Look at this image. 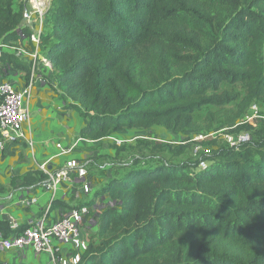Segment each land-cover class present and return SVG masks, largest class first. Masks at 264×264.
Here are the masks:
<instances>
[{
    "label": "trees",
    "instance_id": "1",
    "mask_svg": "<svg viewBox=\"0 0 264 264\" xmlns=\"http://www.w3.org/2000/svg\"><path fill=\"white\" fill-rule=\"evenodd\" d=\"M20 21L13 0H0V43L17 39ZM45 26L40 47L85 120L82 139L154 126L197 132L195 111L236 99L224 82L245 88L227 121L264 103V0H53ZM7 66L29 76L27 61L1 52L0 75ZM97 194L112 203L77 264H264L262 133L196 160L131 165ZM0 231L10 234L9 221Z\"/></svg>",
    "mask_w": 264,
    "mask_h": 264
},
{
    "label": "crops",
    "instance_id": "2",
    "mask_svg": "<svg viewBox=\"0 0 264 264\" xmlns=\"http://www.w3.org/2000/svg\"><path fill=\"white\" fill-rule=\"evenodd\" d=\"M46 30V29H45ZM46 76V78H45ZM43 76L39 71L35 76L26 77L25 73L7 66L0 81L10 83L16 90L22 91L29 86L28 96L24 97L32 113L30 128L23 127L26 138L31 136L32 144L26 139H4L0 148V219L13 220L24 225L42 217L46 224L59 219L67 210L86 205L89 213L80 224V237L88 244L90 234H95L96 219L100 209L112 202L107 194H97L109 178L114 175L111 157L117 149L110 146L106 139L86 141L80 139L79 130L85 120L71 107L70 100L65 98L55 87V74ZM45 79V83L41 82ZM148 133V134H147ZM164 137L182 136L181 132L161 130ZM114 135L129 140L135 136L153 135L150 130L140 131L123 128ZM9 135V133H7ZM132 135L130 138H128ZM60 143L70 150L59 155L56 144ZM69 162H76L85 167L90 181V191L81 190L82 178L70 169L71 182L60 181L55 195L42 186L37 178L39 165L52 171L66 168ZM96 238L93 243L96 242ZM73 241L59 244V255L66 256L75 250ZM0 264H56L47 254L34 255L27 252L19 255L15 250H4L0 247Z\"/></svg>",
    "mask_w": 264,
    "mask_h": 264
},
{
    "label": "built area",
    "instance_id": "3",
    "mask_svg": "<svg viewBox=\"0 0 264 264\" xmlns=\"http://www.w3.org/2000/svg\"><path fill=\"white\" fill-rule=\"evenodd\" d=\"M53 0H13V8L21 13V21L16 31L18 37L9 43H0L1 52H9L16 58L27 61L30 66L31 77L39 71L43 76L53 71L50 60L41 50V36L45 32V19L52 6ZM46 78V76H45ZM45 79L41 82L45 83ZM30 84L24 90H16L10 83L0 81V148L4 139H26L29 145L32 144L31 136L26 138L23 133V127L30 128V111L23 98L28 96ZM9 133V135H7ZM181 138V136H179ZM107 139L116 145H120L125 140L108 135ZM82 139V138H80ZM154 139V138H152ZM86 140V139H84ZM169 144H185L189 141L181 139L162 140ZM250 140L249 133H240L235 142V147ZM86 141H89L88 139ZM59 149V155H64L70 148L63 147L60 143L56 144ZM202 150L203 153H209L210 148H201L195 146V152ZM201 167L205 166V161L199 163ZM40 169L46 174L42 181V186L52 195H55L59 188L60 181L71 182L70 169L76 171V175L82 178L81 190L85 193L90 191V181L85 176L87 171L84 166L76 162H69L66 168L57 170H48L44 164L39 165ZM89 213V207L86 205L74 207L67 210L59 219L50 224H46L42 217L33 219L27 225L18 230L19 224L12 219L9 220V235H4L0 231V247L4 250H15L19 255L31 252L34 255L47 254L56 264H77L80 260L81 252L86 249V241L80 237V224L86 214ZM73 241L76 245L75 250L66 256L59 255V244L66 241Z\"/></svg>",
    "mask_w": 264,
    "mask_h": 264
},
{
    "label": "rangeland",
    "instance_id": "4",
    "mask_svg": "<svg viewBox=\"0 0 264 264\" xmlns=\"http://www.w3.org/2000/svg\"><path fill=\"white\" fill-rule=\"evenodd\" d=\"M220 90H227L236 99L234 102L218 107L216 105H204L200 110L193 113V119L199 127L197 132L188 133L181 132L183 140L189 139L187 145L181 153L176 152L174 146L178 144H169L168 147H160L162 140L181 139L179 136L171 138L164 137L161 130L163 127L154 126L150 129L151 136L139 135L125 140L124 144L118 148L114 143L110 142V146L117 149L115 156L111 157L112 171L116 176L124 175L128 167L131 165L153 166L156 163L171 161L179 162L182 160H196L203 153L202 150L195 152V146L200 145L201 148L208 147L212 150L220 147H235V142L240 133H249L250 140H255L259 133L264 136V103L253 102L247 110L233 121H227L236 114V103L245 93V88L240 83L228 84L226 82L220 85ZM30 111V108H29ZM32 113L30 112V118ZM244 125L250 126L245 129ZM148 134V133H147ZM130 135L128 138H130ZM154 138V139H152ZM153 141V142H151ZM109 142V141H108ZM185 143V144H187ZM167 144V143H166ZM183 145V144H181ZM96 238L95 234H90L88 241L93 242Z\"/></svg>",
    "mask_w": 264,
    "mask_h": 264
}]
</instances>
